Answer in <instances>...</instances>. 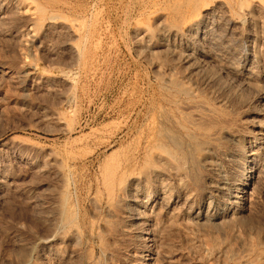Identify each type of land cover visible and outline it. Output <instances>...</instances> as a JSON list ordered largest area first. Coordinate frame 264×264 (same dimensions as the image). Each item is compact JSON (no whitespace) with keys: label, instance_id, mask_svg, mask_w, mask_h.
<instances>
[{"label":"rangeland","instance_id":"374dc122","mask_svg":"<svg viewBox=\"0 0 264 264\" xmlns=\"http://www.w3.org/2000/svg\"><path fill=\"white\" fill-rule=\"evenodd\" d=\"M174 1L0 0V264H152L150 257L154 252L162 259H154L153 264H208L205 260L209 261V258L211 263L215 260L212 264H243V261L254 255L250 259H254L253 264H264V151L258 149L255 142L247 140L252 129L256 128L257 116L258 119L264 120V96H261L264 95V0H226L231 4L233 12L231 10L226 14L224 10L217 8L219 15L216 13L209 25L212 33L215 31L216 34L213 33L212 41H200L203 47L205 45L204 48L199 42H192L190 38L191 42L188 38L164 37L161 32L165 25L169 27L183 21L188 17L186 14L196 12L203 4L212 0H196L195 4V0H180V3L179 0ZM231 18L235 20H230ZM248 33H252L253 38H249ZM253 39L255 41H252ZM189 49L193 50L192 54L197 55L196 60L201 59L199 62L203 64L204 74L201 70L197 78L194 77L196 74L193 75L194 78L190 76L191 73L188 74L190 66L187 57L189 58V53L192 52ZM251 52L257 53L256 56L251 55ZM178 56L183 59L178 60ZM185 66L189 67V71ZM246 67L249 68L245 69ZM207 82L211 84H206ZM228 89H233L234 92H229ZM197 102L206 104L204 106H209V109L211 107V111L215 110L212 114L216 112L212 117L217 121L211 117L208 133L217 131L222 142L218 145L222 152L214 149L213 155L217 154L213 156V161L218 159L223 173L232 178L236 172L242 170L247 173L249 179L247 168L252 164H248V156L253 153L257 176H263H256L261 178L257 181L259 186L254 182L253 189L256 192L253 190L247 197L248 200L246 198V201H241L246 203L245 207L248 206L244 214L246 210H250L245 216L249 217L247 219L252 222L248 223L253 226L248 224L249 229L244 227V233L240 230L242 227H237V230L244 235H248L246 229L250 230L248 237L253 241L251 252L233 244L232 249L238 250L234 251L236 256H221L224 261L206 253L208 251L203 245L205 237L201 233L197 234L198 231L195 232L194 227L189 225L187 229L190 231L183 232L187 233L183 234L187 238L181 239L183 228L173 225L177 230L181 229L179 233L173 226H169L170 223L165 222L168 215L165 218L164 215L160 217V223L164 227L168 225L169 229L173 228V232L163 228L160 232L167 230L169 234L165 231L162 235L159 233L161 238L158 236L154 242L150 236L152 228L144 221L147 218L144 214H148V211L139 209L145 212L141 214L143 219L140 218L139 223L147 222L149 225L144 223L142 227L146 233L144 237L149 236L142 242L134 234L137 230L135 228H139L134 225L136 220L127 218L130 210L136 208L131 199L137 198L138 195L134 194L136 197H132L133 193H129L130 196L127 191H118L119 184L125 187V183L131 181V177L129 180L124 179L130 171L125 172L123 181L121 180L123 184L114 182L118 184L117 189L114 184L112 190L110 189V178L109 182L106 181V177L111 175L112 167L134 154L135 149H139V159L142 162L144 151L150 148L149 145L145 146L153 133L156 134V139L163 141L165 136H171L172 140L174 139L171 145L177 149H186V144H191L194 146L191 152H201V139L196 135L191 136L196 130L199 131L190 123L191 115L198 109L201 110L199 107L195 111L194 105ZM186 116L189 123L184 120ZM221 128L232 131L231 133L235 134L233 136L241 140V145L236 142V146L235 138L225 136ZM240 137H243L244 141ZM110 143L113 145L108 147ZM238 153L241 159H236L239 157ZM188 162L185 173L187 178H183V181L188 179L189 186L193 185L190 186L191 189L188 187L186 192L189 195V191L190 198H176L172 191L170 193L173 196H167L171 198L170 207L175 206L172 207L175 212L177 205H183L181 208L187 206L183 210L177 206L178 213L189 211L188 214L183 213L184 215L179 213L187 219L192 212L198 211L196 209L200 207L201 196L212 189L206 184L210 174L208 170L201 166L202 164H197L199 169L190 164L189 160ZM139 167L133 174H137ZM190 170L194 172L190 173ZM210 175L215 182L216 174ZM176 176H163L168 180L165 185L169 182L174 186L173 180L177 179ZM162 183L164 184L163 181ZM145 184L144 190L152 196L155 190L151 189L155 187L152 180L147 178ZM249 186L248 192L251 191ZM107 188L113 192L110 191L111 195L107 193ZM189 189H194L193 193ZM126 195L130 198L125 197ZM225 197L227 196L223 198ZM127 205H130L129 208ZM127 210L129 212H126ZM161 218L164 219L163 222ZM185 218L179 220L188 221L184 220ZM172 220H169L171 224ZM217 231V237L223 236ZM189 233L203 238L196 236L198 242H195V237ZM188 238L195 239L193 245H199L196 244L195 248L189 244ZM227 238H217V241H220L218 244H223L226 239L228 241L230 236ZM178 242L180 247L175 245ZM182 242H188L189 246ZM169 243H172V246ZM187 246L191 249L194 247L197 251L201 247L205 253L200 249L202 256V253L193 249L191 251ZM165 252L174 258V261L163 257Z\"/></svg>","mask_w":264,"mask_h":264},{"label":"bare ground","instance_id":"6f19581e","mask_svg":"<svg viewBox=\"0 0 264 264\" xmlns=\"http://www.w3.org/2000/svg\"><path fill=\"white\" fill-rule=\"evenodd\" d=\"M183 1V0H182ZM194 1V0H193ZM166 2V1H165ZM174 2H176V0L174 1ZM173 2V3H174ZM179 3H180V0L178 1ZM177 2V4H179ZM187 2V1H186ZM252 2V1H251ZM172 3V4H173ZM195 3H197L196 2V0L194 1V4ZM239 3L240 2H238V5H239ZM253 3V2H252ZM258 3V2H257ZM162 4H164V3H162ZM193 4V5H194ZM182 5V4H181ZM242 5V4H241ZM241 5H240V7H241ZM248 5V4H247ZM247 5H246V8H247ZM195 6V5H194ZM194 6H193V8H194ZM250 6V5H249ZM252 6H253V4H252ZM196 7V6H195ZM219 7V9L221 8L222 10H224V12L227 14V12H229L230 13V11L232 10V8H231V4L227 1L226 2V0L225 1H223V0H212L211 2H207V3H205V4H203L202 5V7H200V9L198 10L197 8V11L195 12H192L191 11V9H190V12H192V13H190L189 15L188 14H186L188 17L187 18H184V20L183 21H180L179 23H177V24H174L173 26L171 25V26H169V27H166V25H165V28H163V32H161L162 33V35L164 36V37H179V38H188L187 40L188 41H190V39H192V42L194 41H197V43L198 44H200V41H202L203 43H204V41L205 40H211V38H213V33H215V31L212 33V29H211V26H209L210 25V23H211V19L212 18H214V17H216L215 15H216V13H217V8ZM244 8V7H243ZM159 9V8H158ZM175 9V8H174ZM195 9V10H196ZM220 9V10H221ZM150 10V9H149ZM160 10V9H159ZM219 10V11H220ZM221 10V11H222ZM239 10H240V8H239ZM245 10V9H244ZM243 10V11H244ZM258 10V9H257ZM151 11V10H150ZM157 11V10H156ZM220 11V12H221ZM256 11V10H255ZM153 12V11H152ZM151 12V13H152ZM231 12H233V10L231 11ZM248 12H251V11H248ZM253 13V12H252ZM260 13V12H259ZM149 14V13H148ZM218 14V13H217ZM224 14V13H223ZM238 14V13H237ZM254 14V13H253ZM150 15V14H149ZM219 15V14H218ZM217 15V16H218ZM163 16V15H162ZM228 16V15H227ZM251 16H253V15H251ZM263 16V15H262ZM147 17H148V15H147ZM156 17V16H155ZM241 17V16H240ZM250 17V16H249ZM264 17V16H263ZM222 18V17H221ZM227 18V17H226ZM229 19V18H228ZM263 19V18H262ZM163 20V19H162ZM175 20V19H174ZM214 20V19H213ZM226 20V19H225ZM230 20H235V19H233V18H231ZM223 21V20H222ZM252 21V20H251ZM226 22V21H225ZM228 22H229V20H228ZM250 22V21H249ZM257 23V22H256ZM255 23V24H256ZM260 24V23H259ZM221 25V24H220ZM223 25V24H222ZM235 26V25H234ZM238 26V25H237ZM250 26V25H249ZM262 26H263V24H262ZM221 27V26H220ZM223 27V26H222ZM230 28V27H229ZM228 28V29H229ZM264 28V27H263ZM234 29V28H233ZM261 29V28H260ZM145 30V29H144ZM161 30V29H160ZM217 30V29H216ZM249 30V29H248ZM251 30V29H250ZM263 30V29H262ZM162 31V30H161ZM160 33V34H161ZM218 33V32H217ZM262 33V32H261ZM142 34V33H141ZM216 34V33H215ZM225 34V33H224ZM232 34V33H231ZM148 35V34H147ZM146 35V36H147ZM226 35V34H225ZM224 35V36H225ZM248 35V37L249 38H253V35H252V33H248L247 34ZM161 36V35H160ZM159 36V37H160ZM162 36V37H163ZM216 36V35H215ZM221 36V35H220ZM163 37V38H164ZM264 37V36H263ZM152 38V37H151ZM190 38V39H189ZM215 38V37H214ZM221 38V37H220ZM226 38V37H225ZM232 38V37H231ZM255 38V37H254ZM256 39V38H255ZM151 40V39H150ZM173 40V39H172ZM175 40V39H174ZM220 40V39H219ZM234 40V39H233ZM263 40V39H262ZM212 41V40H211ZM222 41V40H221ZM252 41H255L254 39L252 40ZM251 41V42H252ZM161 42V41H160ZM164 42H165V40H164ZM168 42V41H167ZM178 42V41H177ZM191 42V41H190ZM189 42V43H190ZM201 42V43H202ZM210 42V41H209ZM245 42V41H244ZM248 42H250L249 40H248ZM147 43V42H146ZM174 43V42H173ZM172 43V44H173ZM196 43V42H195ZM203 43H202V45H203ZM228 43V42H227ZM238 43H239V41H238ZM254 43H256V42H254ZM167 44V43H166ZM179 44V43H178ZM193 44V43H192ZM198 44H197V46H198ZM229 44V43H228ZM249 44V43H248ZM253 44V43H252ZM251 44V45H252ZM169 45V44H168ZM201 45V44H200ZM199 45V46H200ZM201 45V47H203ZM226 45V44H225ZM193 46V45H192ZM194 46H195V44H194ZM194 46L192 47V48H194ZM215 46H217V45H215ZM167 47V46H166ZM200 47V48H201ZM204 47H205V45H204ZM203 47V48H204ZM228 47V46H227ZM171 48V47H170ZM169 48V49H170ZM197 48H199V47H197ZM209 48H210V45H209ZM223 48V47H222ZM247 48V47H246ZM249 48V47H248ZM258 48V47H257ZM256 48V49H257ZM148 49V48H147ZM168 49V50H169ZM175 49V48H174ZM173 49V50H174ZM253 49V48H252ZM255 49V48H254ZM262 49V48H261ZM173 50H171V51H173ZM176 50V49H175ZM184 50V49H183ZM189 50H192V49H189ZM201 50V49H200ZM205 50V49H204ZM229 50V49H228ZM245 50V49H244ZM249 50V49H248ZM260 50V49H259ZM195 51H197V50H195ZM202 51V50H201ZM206 51V50H205ZM207 51H209V50H207ZM251 51V50H250ZM253 51V50H252ZM255 51H257V50H255ZM254 51V52H255ZM203 52V51H202ZM237 52V51H236ZM239 52V51H238ZM244 52V51H243ZM247 52V51H246ZM249 52V51H248ZM258 52V51H257ZM165 53V52H164ZM185 53V52H184ZM189 53V52H188ZM193 53V50H192V52L191 53H189V58L186 56V54H185V56L187 57V60H188V62L187 63H189V66H190V71H189V67L188 66H185V68L186 69H188V74L189 73H191L192 75H190V76H192L193 77V75L194 74H196V76H194L195 78H197V75L199 74L200 75V72H201V70L203 69V64L201 63V62H199V60L201 61V59H199L198 61L196 60V56L197 55H194V54H192ZM195 53V52H194ZM196 53H199V52H196ZM195 53V54H196ZM181 54V53H180ZM191 54V55H190ZM209 54V53H208ZM213 54V53H212ZM251 55L253 54V52H251L250 53ZM255 54H257V53H254L253 55L254 56H256ZM260 54V53H259ZM170 55V54H169ZM201 55V54H200ZM203 55H204V53H203ZM205 55H206V53H205ZM210 55V54H209ZM247 55V54H246ZM250 55V56H251ZM183 56V55H182ZM211 56V55H210ZM179 57V56H178ZM181 57V56H180ZM178 58V60L180 59V61L183 59H181V58ZM199 57V56H198ZM201 58H202V56H200ZM204 57H206V56H204ZM204 57H203V59H204ZM208 57V56H207ZM221 57V56H220ZM177 58V57H176ZM214 58H216V56L214 57ZM218 58V57H217ZM232 58V57H231ZM255 58V57H254ZM171 59V58H170ZM185 60H186V58H184ZM198 59V58H197ZM202 59V60H203ZM208 60H209V58H207ZM210 59H211V57H210ZM245 59H246V57H245ZM168 60V59H167ZM184 60V61H185ZM186 60V61H187ZM205 60V59H204ZM214 60V59H213ZM239 60V59H238ZM185 61V62H186ZM244 61V60H243ZM251 61H252V59H251ZM166 62V61H165ZM164 62V63H165ZM169 62V61H168ZM172 62V61H171ZM183 62V61H182ZM203 62V61H202ZM228 62H229V60H228ZM232 62V61H231ZM178 63V62H177ZM184 63V62H183ZM186 63V64H187ZM204 63V65H205V62H203ZM207 63V62H206ZM222 63V62H221ZM233 63V62H232ZM248 63V62H247ZM167 64V63H166ZM208 64V63H207ZM178 65H179V63H178ZM182 65V64H181ZM209 65V64H208ZM224 65V64H223ZM228 65V64H227ZM183 66V65H182ZM225 66V65H224ZM223 66V67H224ZM250 66V65H249ZM184 67V66H183ZM207 67H209V66H207ZM206 68V67H205ZM226 68V67H225ZM224 68V69H225ZM249 68V67H248ZM247 67L245 68V69H248ZM214 69V68H213ZM227 69H229V68H227ZM235 69V68H234ZM244 69V70H245ZM205 71L207 70V68L206 69H204ZM208 70H209V68H208ZM218 70V69H217ZM231 70V69H230ZM252 70V69H251ZM158 71V70H157ZM223 71V70H222ZM227 71V70H226ZM247 71H250V70H247ZM246 71V72H247ZM204 71L202 70V73H203ZM211 72V71H210ZM219 72V71H218ZM245 72V73H246ZM161 73V72H160ZM206 73V72H205ZM248 73H251V72H248ZM248 73H246V74H248ZM167 74V73H166ZM204 74V73H203ZM202 74V75H203ZM210 74V73H209ZM215 74L216 73H214V76H215ZM235 74V73H234ZM198 75V76H199ZM204 77H205V75H203ZM221 76H222V74H221ZM248 76V75H247ZM249 76H250V74H249ZM193 77V78H194ZM217 77V76H216ZM233 77V76H232ZM198 78H200V77H198ZM201 78H202V76H201ZM207 78V77H206ZM211 79L213 78V77H210ZM217 78H219V77H217ZM216 78V79H217ZM173 79V78H172ZM189 79V78H188ZM191 79V78H190ZM203 80L205 79V78H202ZM214 79V78H213ZM165 80V79H164ZM167 80V79H166ZM208 80H210V79H207V81ZM219 80H220V78H219ZM246 80H247V78H246ZM196 81V80H195ZM198 81V80H197ZM196 81V82H197ZM199 81H201V82H203L202 80H199ZM213 81V80H212ZM229 81V80H228ZM173 82V81H172ZM205 82H206V80H205ZM211 82V81H210ZM209 82V83H210ZM223 82V81H222ZM179 83V82H178ZM178 83H176V84H178ZM208 82L206 83V84H209ZM212 83V82H211ZM210 83V84H211ZM221 83V82H220ZM205 84V83H204ZM228 84V83H227ZM243 84V83H242ZM222 85H224V84H222ZM185 86H187V85H185ZM212 86V85H211ZM214 86V85H213ZM228 86H230V85H228ZM202 87V86H201ZM200 87V88H201ZM252 87V86H251ZM261 87V86H260ZM212 89H213V87H211ZM237 88V87H236ZM242 89V88H241ZM253 89V88H252ZM196 90V89H195ZM222 90V89H221ZM229 90V89H228ZM233 90V89H232ZM231 89L229 90V92L230 91H232ZM257 90H258V88H257ZM190 91V90H189ZM193 92V91H192ZM196 92V91H195ZM232 92H234V91H232ZM231 92V93H232ZM243 92V91H242ZM260 92V91H259ZM186 93V92H185ZM188 93V92H187ZM237 93H238V91H237ZM241 93V92H240ZM221 94H223V93H221ZM232 94H234V93H232ZM242 94V93H241ZM263 94V93H262ZM243 95V94H242ZM226 96V95H225ZM230 96H231V94H230ZM237 96V95H236ZM256 96V95H255ZM261 96H264V95H261ZM261 96H259V97H261ZM216 97V96H215ZM221 97V96H220ZM239 97H240V95H239ZM243 97V96H242ZM230 98V97H229ZM246 98V97H245ZM244 98V99H245ZM263 98V97H262ZM216 99V98H215ZM226 99V98H225ZM233 99V98H232ZM222 101H224L223 100V98H222ZM228 100L226 99V102H227ZM240 103H241V101H239ZM202 102H200V104L197 102V104H195L194 105V107L196 108V110L195 111H197V108H201V110H199L198 109V111L194 114V115H191L190 113H189V115H191L192 116V118L190 119V123L191 124H193V125H195L196 126V129H198L199 131H195L193 134H191V136L193 135H196V137L199 139H201V141H200V143H199V141H196V142H198L200 145H201V152H196V154H194L193 152H191V148L192 147H194L193 145L191 146V144L190 145H187L186 144V146L188 147V148H186V149H177V148H175V147H173V145H171V142L173 141L174 142V139L172 140V138H171V136H165L164 137V141L163 140H158V139H156L155 137H156V134H150L151 135V137H149V139L150 140H148L147 141V145L145 146V147H147L148 145H149V149L147 150V151H144V154H143V157H144V159L142 160V162H140V153H139V149H135V153L133 154L132 153V155L131 154H129V155H131L130 157H127L125 160H122L121 162H118L116 165H112L113 167H112V169H111V171H110V173H111V175L110 176H107L106 178V181H108L109 179L108 178H110V189L112 190V185L114 184V182H117V181H119L118 183H121V184H123L122 183V181H123V176H124V174H125V172H127L128 173V179H127V177L126 176H124V179L126 178V180H129V177H131V181L129 182L128 181V184H126L125 183V185H127V186H125V187H121V185L119 186L118 184V191H127L128 192V194L129 193H133L132 194V197H133V195L134 194H137L138 195V197L137 198H132L131 199V201L133 202V204H134V206L136 207V208H132L133 210H130V212L127 210L126 212H129V217H127V218H130V219H132V221L133 220H136V221H134V222H136V223H134V225L136 224L139 228H135V230L136 231H134L135 233V236L138 238V239H141L142 240V242H144L143 240H146L147 238H145L144 237V234H146V233H144V229L142 228L143 226H144V221H147L148 222V224L151 226V228L152 229H150L152 232H151V234H150V236H152V240L155 242V240L156 239H158L157 237L159 236V233H161L162 232V230H163V228H165V229H168L169 231L171 230V232H173L172 231V229L173 228H171V229H169L168 227L169 226H176V225H178L177 226V228H183L182 229V234L181 235H183L185 232H187L188 233V231H186V230H189L190 231V229H187L188 228V226L190 225V227H194L193 228V230L196 232V231H198V232H196L197 234L199 233V235H201L202 234V236H204L205 238H203L202 236H197V238H199L200 239V237L201 238H203V242H204V246H205V248H206V250L208 251V252H206V253H209V255L211 256L212 255V257H220L221 258V256H227V257H231V256H236L235 255V253L236 252H234L235 250L234 249H232V247L234 248V246H233V244H237L238 245V247L239 248H244V250H247V251H250L251 249H252V243H253V241L252 240H250V236H249V232L248 231H250V230H247L246 229V232L248 233V235L246 234V235H244V234H241L240 232L241 231H239V230H237L238 228H240V227H242V229H240V230H242V233H244L243 231H245V229L243 230V228L245 227L246 228V226L249 224L248 222L250 221V222H252L250 219L248 220L247 218H249V217H247L246 218V216H245V214L247 213V215L250 213L248 210H246V212H245V214H244V211H245V208L247 207L248 208V206H246L245 207V205L244 204H246V203H241V201L242 200H244V201H246V200H248V196H250L251 194V192L254 190L253 188H254V186L255 185H257V183L260 181L259 179H261L260 177H262L263 178V176H261V174L260 175H258V176H260L259 177V179L258 178H256V176H257V172H256V167H257V165H256V163H255V154H253V153H251L250 154V156H248L249 157V160H248V164H252V166H250V167H248L247 169L249 170H247V172H249L250 173V175H249V179H248V177H247V173L246 172H242V170L240 171V173H239V171L238 172H236V174H235V177H232V178H229V177H227L224 173H223V171H222V167H221V165H220V163L218 162V159H217V161H213V156L215 155V154H217V153H215L214 155H213V153H214V149L217 151V149L219 150L218 152H220L221 150L219 149V147H218V145H219V142H220V137L218 136V133H217V131H211L210 133H208V131H209V126H210V124H211V121L210 120H212V118H214V116L212 117V115H215V113L214 114H212L214 111L212 110L211 111V107H210V109H209V106L207 107H205L204 105H206V104H204V105H202L201 104ZM219 103V102H218ZM187 104V103H186ZM227 104V103H226ZM230 104H233V103H230ZM236 105V104H235ZM244 105V104H243ZM254 105V104H253ZM192 106V105H191ZM226 106V105H225ZM193 107V106H192ZM193 107V108H194ZM256 108V107H255ZM214 109V108H213ZM236 109V108H235ZM250 109H252L251 108V106H250ZM187 110V109H186ZM257 110V109H256ZM260 110V109H259ZM180 111V110H179ZM194 111V110H193ZM233 111V110H232ZM251 111V110H250ZM182 113V112H181ZM221 113V112H220ZM220 115V114H219ZM218 116V115H217ZM262 115H260V117H261ZM181 117H183V116H181ZM187 117L188 116H186V119H184V120H186L187 121V123H189L188 121H189V119L187 120ZM212 117V118H211ZM216 117V116H215ZM220 117V116H219ZM224 117V116H223ZM227 117V116H226ZM263 117V116H262ZM151 118V117H150ZM215 120H216V118H214ZM222 119V118H221ZM151 120V119H150ZM249 120V119H248ZM214 121V120H213ZM212 121V122H213ZM217 121V120H216ZM252 122H254V121H252ZM213 125H214V122L212 123ZM160 125V124H159ZM179 125V124H178ZM152 126V125H151ZM252 127V126H251ZM255 129H252L253 131L251 132V134L250 135H248V139L247 140H251V141H253V142H255L256 144L255 145H258V149H260L261 151L263 150L264 151V120H261V119H258V116H257V120H256V122H255ZM163 128V127H162ZM183 128V127H182ZM185 128V127H184ZM218 128V127H217ZM152 129V128H151ZM187 129V128H186ZM215 129V128H214ZM219 129V128H218ZM238 129H239V127H238ZM221 130H224V129H222L221 128ZM251 130V129H250ZM148 131V130H147ZM157 131V130H156ZM232 132V131H231ZM229 130H227V129H225L224 131H223V133L225 134V136H231L232 138H235V145L238 143H240V145H241V140L239 141V137L238 138H236V137H234L233 136V134L231 133ZM157 133V132H156ZM159 133V132H158ZM149 135V134H148ZM190 135V134H189ZM222 135V134H221ZM220 135V136H221ZM235 135V134H234ZM224 136V137H225ZM237 136V135H236ZM148 137V136H147ZM223 137V136H222ZM97 138V137H96ZM136 138V137H135ZM161 138H162V136H161ZM174 138V137H173ZM226 138V137H225ZM243 139V137H240V139ZM147 139V138H146ZM195 139V138H194ZM227 140V139H226ZM249 140V141H250ZM222 141V140H221ZM225 141V140H224ZM243 141H244V139H243ZM243 141H242V145H244L243 144ZM201 142H202V144H201ZM237 142V143H236ZM253 142H251L252 144H253ZM130 143V142H129ZM181 143V142H180ZM190 143V142H189ZM198 143H197V145H198ZM227 143V142H226ZM249 143V142H248ZM173 144V143H172ZM220 144H222V142H220ZM228 144V143H227ZM113 144L112 143H110L109 144V146L108 147H110V146H112ZM175 145V144H174ZM202 145H204L203 147H202ZM226 145V144H225ZM232 145V144H231ZM255 145H253V146H255ZM179 146V145H178ZM196 146V145H195ZM227 146V145H226ZM236 146H238V145H236ZM252 146V145H251ZM123 147V146H122ZM224 147V146H223ZM242 147V146H241ZM217 148V149H216ZM221 148V147H220ZM224 148H227V147H224ZM243 148V147H242ZM253 148V147H252ZM256 148V149H257ZM223 149V148H222ZM229 149V148H228ZM228 149H226V150H228ZM235 149V148H234ZM237 149H238V147H237ZM247 149V148H246ZM145 150H146V148H145ZM223 150H225V149H223ZM252 151H255V150H253V149H251ZM197 151V150H196ZM215 151V152H216ZM259 151V150H258ZM148 152H150V153H148ZM222 152V151H221ZM220 152V153H221ZM228 152V151H227ZM238 152V151H237ZM219 153V154H220ZM224 153V152H223ZM234 153V152H233ZM240 153H241V151H240ZM247 153V152H246ZM255 153V152H254ZM259 153V152H258ZM258 153H256V154H258ZM113 154V153H112ZM239 154V153H238ZM248 154V153H247ZM264 154V153H263ZM128 155V156H129ZM225 155V154H224ZM224 155H220V156H224ZM232 155V154H231ZM259 155V154H258ZM261 155V154H260ZM225 156H227V154L225 155ZM224 156V157H225ZM232 157V156H231ZM230 157V158H231ZM260 157V156H259ZM263 157V156H262ZM147 158V159H146ZM220 158V157H219ZM235 158V157H234ZM119 159V158H118ZM124 159V158H123ZM146 159V160H145ZM236 159H241V157H240V154H239V157L238 158H236ZM114 160V159H113ZM188 160L191 162L190 164H193V165H196L197 166V164H202L201 166H204V168L205 169H207L208 170V172L211 174H216V177H217V180L214 182L213 180H212V175H210V174H208V182L206 183L208 186H211V190L209 189V187L207 188V189H209L210 191H206L205 193L206 194H204L203 196H201L202 198H201V203L199 204L200 205V207H198V209H196V210H198V211H194V213L192 212V210H191V212H192V214L190 215V218H189V216H188V219L187 218H185V217H182V215H180L179 213H182V212H179L178 213V209L180 208V209H184V208H187V206L186 207H184V208H181V207H183V205H181V207L180 206H176V211L177 212H175V210L173 209L175 206H172V207H170V205H171V201L169 200V199H171V198H169L172 194L170 193V191H172V193L174 194V197H176V198H180V197H182L183 196V198L185 199V198H187V196L190 198V193H189V191H188V194L189 195H187L186 194V192H187V190H188V187H190V186H192L193 187V185L191 184L190 186H189V184H190V182H188L187 180H186V182L185 181H183L185 178H187V177H185L186 176V172H187V166H189V165H187V164H189V162H188ZM234 160V159H233ZM243 160V159H242ZM259 160V159H258ZM120 161V160H119ZM221 161V160H220ZM224 161V160H223ZM232 161V160H231ZM234 161H236V160H234ZM233 161V162H234ZM245 161V160H244ZM238 162V161H237ZM257 162V161H256ZM262 162V161H261ZM141 163V164H140ZM223 163V162H222ZM263 163V162H262ZM240 164H242L243 165V163H240ZM257 164H259V162L257 163ZM141 165V166H140ZM239 165V164H238ZM140 166V167H139ZM195 166V167H196ZM260 166V165H259ZM139 167V170H138V172H136L137 174H133L135 171L134 170H137V168ZM192 167V166H191ZM198 167V166H197ZM242 167V166H241ZM260 167H262V165L260 166ZM111 168V167H110ZM199 168V167H198ZM197 168V169H198ZM190 169H192V168H190ZM196 169V170H197ZM200 169V168H199ZM237 169H238V167H237ZM242 169H246V168H242ZM258 169H259V167H258ZM236 170V169H235ZM108 171V172H109ZM134 171V172H133ZM191 171V170H190ZM263 171V170H262ZM131 172H132V174H131ZM193 172H194V170H193ZM192 171L190 172V173H193ZM198 172H199V170H198ZM207 172V173H208ZM225 172V171H224ZM258 172H259V170H258ZM126 173V174H127ZM206 173V172H205ZM206 173V174H207ZM169 174H174L176 177H177V179L175 178V177H173V178H175L173 181H174V186H171V184L169 183V182H167L166 184L167 185H165V182L166 181H168L166 178H168L167 177V175H169ZM195 174V173H194ZM205 174V175H206ZM188 175H189V169H188ZM192 175V174H191ZM190 175V177H192ZM196 175V174H195ZM199 175V174H198ZM202 175V174H201ZM204 175V176H205ZM237 175V176H236ZM264 175V174H263ZM166 177L165 179H164V177ZM181 176H183V177H181ZM232 176H234L233 174H232ZM257 176V177H258ZM196 177V176H195ZM103 178H105V177H103ZM147 178L148 179H151L152 180V185H154L155 187H152L151 189H152V191H153V188H155V190H154V192L152 193V196L150 195V192H148V191H146V190H144L145 188L144 187H146V184L145 183H147ZM169 178H170V176H169ZM184 178V179H183ZM197 178V177H196ZM200 178V177H199ZM192 179H193V177H192ZM198 179V178H197ZM246 179H248L247 181H244V180H246ZM255 179H257L256 181H255ZM122 180V181H121ZM125 180V181H126ZM194 180V179H193ZM198 180H200V179H198ZM206 180V179H205ZM259 180V181H258ZM105 181V182H106ZM121 181V182H120ZM162 181L164 182V184L162 183ZM169 181H171V180H169ZM203 181V180H202ZM258 181V182H257ZM109 182V181H108ZM195 183H196V181H194ZM254 182H255V185H254ZM170 184V186L172 187H170L169 186V184ZM201 183V182H200ZM200 183H199V185H200ZM107 184H109V183H107ZM198 184V183H197ZM204 184V183H203ZM251 184V186H249ZM115 185L116 184H114L113 186H114V188H116L117 189V185H116V187H115ZM151 185V186H152ZM260 184H258L257 186H259ZM262 185V184H261ZM106 186V185H105ZM248 186H249V190H251L250 192H248ZM264 186V185H263ZM149 187V186H148ZM262 187V186H261ZM114 188H113V190H114ZM251 188V189H250ZM257 188V187H256ZM263 188V187H262ZM109 188H107V193L108 194H110L111 195V193H110V191L108 190ZM149 189V188H148ZM147 189V190H148ZM190 189H191V187H190ZM189 189V190H190ZM202 189V188H201ZM261 189V188H260ZM203 190V189H202ZM115 191V190H114ZM193 191H194V189H193ZM193 191H191L190 190V192L191 193H193ZM255 192H256V190H254ZM97 192V191H96ZM112 192V191H111ZM126 192V193H127ZM113 193V192H112ZM116 193H117V190H116ZM125 193V194H126ZM169 193V194H168ZM253 193V192H252ZM124 194V193H123ZM171 194V195H170ZM194 194H195V192H194ZM193 194V195H194ZM200 194H202V193H200ZM110 195H109V197H110ZM130 195V194H129ZM170 195V196H169ZM192 195V194H191ZM227 196V197H225L226 198V200H225V198H223L224 196ZM252 195H254V194H252ZM108 196V195H107ZM116 196V195H115ZM131 196V195H130ZM135 197H136V195H134ZM167 196H169L168 198H167ZM173 196V195H172ZM256 196V195H255ZM254 196V197H255ZM113 197V196H112ZM111 197V198H112ZM118 197V196H117ZM124 197V196H123ZM125 197H127V195L125 196ZM127 198H130V197H127ZM154 198V199H153ZM176 198H175V200H176ZM247 198V199H246ZM114 199H116V198H114ZM125 199V198H124ZM153 199V200H152ZM172 199H174V198H172ZM184 199H182V200H184ZM246 199V200H245ZM120 200H122V199H120ZM152 200V201H151ZM175 200H173V201H175ZM186 200V199H185ZM188 200V199H187ZM191 200V199H190ZM116 201V200H115ZM129 201V200H128ZM127 201V202H128ZM177 201V200H176ZM180 201V200H179ZM254 201V200H253ZM123 202V201H122ZM125 202V201H124ZM130 202V201H129ZM191 202V201H190ZM199 202V201H198ZM126 203V202H125ZM175 203V202H174ZM122 204V203H121ZM127 204V203H126ZM125 204V205H126ZM130 204V203H129ZM193 204V203H192ZM175 205V204H174ZM186 205H189V204H186ZM249 205V204H248ZM250 205H251V203H250ZM94 207H95V205H93ZM128 206V208H129V206L130 205H127ZM190 206H191V204H190ZM252 206V205H251ZM257 206V205H256ZM112 207V206H111ZM124 207H126V206H123V208ZM252 207H254V206H252ZM259 207V206H258ZM127 208V207H126ZM127 208V209H128ZM251 208V207H250ZM255 208V207H254ZM95 209V208H94ZM125 209V208H124ZM139 209H142V210H146V212L148 211V214L147 213H145L144 211H141V210H139ZM173 209V210H172ZM192 209V208H191ZM106 210V209H105ZM172 210V212H170ZM189 210H190V207H189ZM254 210V209H253ZM262 210V209H261ZM112 211V210H111ZM125 211V210H124ZM94 212V211H93ZM142 212V213H141ZM143 212L145 213L144 215L145 216H147V218L143 221L144 223H139L141 220H140V216H141V214L143 215ZM177 213V214H176ZM183 213H185V211L183 212ZM182 213V214H183ZM187 214L189 213V211L188 212H186ZM185 213V214H186ZM256 213V212H255ZM147 214V215H146ZM176 214V215H175ZM111 215V214H110ZM123 215V214H122ZM124 215H126L125 213H124ZM164 215V218H165V216H167L166 218V220H165V222H167V224L168 223H170V225L168 226V225H166L167 226V228H166V226L164 227L163 226V224H161L160 223V217H162ZM178 215H180L182 218H180V216H178ZM184 215V214H183ZM116 216V215H115ZM127 216H128V214H127ZM60 217V216H59ZM125 218H126V216H124ZM143 217V216H142ZM183 218H185L184 220H188V221H186V222H182V221H180L179 219H181V220H183ZM120 219V218H119ZM118 219V220H119ZM141 219H143V218H141ZM162 219V218H161ZM173 219V220H172ZM163 220L164 219H162V222H163ZM169 220H172V224H171V221H169ZM138 221V222H137ZM179 221L181 222V223H179ZM257 221V220H256ZM131 222V221H130ZM146 222V223H147ZM125 223V222H124ZM132 223V222H131ZM145 223V224H146ZM178 223V224H177ZM253 223H255V222H253ZM133 224V223H132ZM131 224V225H132ZM142 224V225H141ZM148 224H146L147 226H149ZM176 224V225H175ZM181 224V226H179ZM252 224V223H251ZM75 225V224H74ZM250 225V224H249ZM127 226V225H126ZM129 226V225H128ZM137 226H135V227H137ZM173 226V227H174ZM251 226V225H250ZM250 226L248 227V229L250 228ZM253 226V225H252ZM251 226V227H252ZM146 227V226H145ZM236 227V228H235ZM238 227V228H237ZM113 228V227H112ZM176 227H174V230H176V231H178L179 232V230H181V229H178L177 230V228L175 229ZM110 229V228H109ZM125 229V228H124ZM131 229H133V228H131ZM130 229V230H131ZM185 229V231H183ZM149 230V229H148ZM160 230H161V232H160ZM218 230V231H217ZM115 231V230H114ZM124 231V230H123ZM145 231H146V229H145ZM165 232H168L167 234H169V231H167V230H164ZM164 231H163V233H164ZM192 231V230H191ZM220 232L219 234L220 235H223V236H219V237H224V238H227L228 236H230V239L227 241V239L225 240V242L223 243V244H221V245H219L218 243H220V241H217V238H219V237H217L216 236V234H215V232ZM239 231V232H238ZM263 231V230H262ZM74 232V231H73ZM147 232H149V231H147ZM175 232V231H174ZM177 232V233H178ZM184 232V233H183ZM195 232H193V233H195ZM251 232H253V231H251ZM163 233H161L160 235H162ZM180 233V232H179ZM186 233V234H187ZM192 233V234H193ZM201 233V234H200ZM217 233V234H218ZM257 233H259V232H257ZM75 234V233H74ZM125 234V233H124ZM128 234H129V232H128ZM127 233H126V235H128ZM132 234V233H131ZM133 234V235H134ZM148 234V233H147ZM174 234H176V233H174ZM186 234H184V235H186ZM189 234H191V233H189ZM189 234L187 235L188 237H189ZM191 234V235H192ZM218 234V235H219ZM122 235V234H121ZM166 235V234H165ZM164 235V236H165ZM173 235V234H172ZM171 235V236H172ZM178 235V234H177ZM184 235L181 237V239L184 237ZM191 235H190V237H191ZM176 236V235H175ZM179 236V235H178ZM192 236H194V235H192ZM196 236H194L195 237V239H196ZM249 236V237H248ZM128 237H129V235H128ZM128 237H126V238H128ZM135 237V238H136ZM160 237V236H159ZM186 237V236H185ZM184 237V238H185ZM217 237V238H216ZM256 237V236H255ZM134 238V237H133ZM151 238V237H150ZM149 238V239H150ZM161 238V237H160ZM168 238V237H167ZM180 238V237H179ZM187 238V237H186ZM193 238V237H192ZM192 238H188V242H189V244L191 243L192 244V246H196V244L197 245H199L198 243H196L195 245H193L195 242H198L197 241V239H196V241H195V239L193 240ZM264 238V237H263ZM171 239V238H170ZM222 240H223V238H221ZM252 239H254L253 238V236H252ZM169 239H167V242L166 243H168L169 241H168ZM176 240V239H175ZM178 240V239H177ZM176 240V241H177ZM221 240V241H222ZM140 241V240H139ZM152 241V242H153ZM162 241V240H161ZM173 241V240H172ZM179 241V240H178ZM183 241V240H182ZM186 241H187V239H186ZM192 241V242H191ZM193 241H195V242H193ZM227 241V242H226ZM237 242V243H232V242ZM157 242V241H156ZM180 242H181V240H180ZM184 242V241H183ZM182 242V243H183ZM188 242H186V243H183V244H186V245H188L189 246V244H188ZM202 242V241H201ZM202 242V243H203ZM256 242V241H255ZM175 243V242H174ZM163 244V243H162ZM170 244V246H172V243H169ZM168 244V245H169ZM179 244V242L177 243V244H175V245H177V246H179L180 247V245H178ZM257 244V243H256ZM167 245V244H166ZM165 245V246H166ZM174 245V244H173ZM174 245V246H175ZM201 245V244H200ZM254 245V244H253ZM156 246V245H155ZM187 246V247H188ZM191 246V245H190ZM191 246V247H192ZM157 247V246H156ZM191 247H188V249H190L191 251H192V249H193V251L195 250L196 252H200V249L202 250V248L200 247V246H198V247H200V249L197 251L196 249H194V247L191 249ZM203 247V246H202ZM155 248V247H154ZM159 248V247H158ZM168 248V247H167ZM172 248V247H171ZM196 248V247H195ZM169 250H170V248H168ZM167 249V250H168ZM172 249H174V248H172ZM179 249H181V248H179ZM184 249V248H183ZM154 250V249H153ZM160 250V249H159ZM164 250H165V248H164ZM205 250V249H204ZM166 251V250H165ZM176 251V250H175ZM203 251V250H202ZM236 251H238V250H236ZM168 252V251H167ZM172 252V251H171ZM173 252H174V250H173ZM246 252V251H245ZM251 252V251H250ZM136 253V252H135ZM158 253H160V252H158ZM200 253H202V252H200ZM203 253H205V251H203ZM203 253H202V256H203ZM152 254V256L150 257V259H152L153 261H154V259H159V257H158V254L156 253V252H154V253H151ZM157 254V255H156ZM167 254H169V252L167 253ZM166 254V252H165V254H163V257H169V259L170 260H172V261H174V258H172V257H170V256H168ZM240 254V253H239ZM246 254H248V253H246ZM134 255V254H133ZM142 255V254H141ZM161 255H162V253H161ZM182 255V254H181ZM194 255V254H193ZM206 255L207 254H205L204 256L206 257ZM244 255H245V253H244ZM244 255H243V257H244ZM252 255V254H251ZM261 255V254H260ZM259 255V256H260ZM160 256V255H159ZM184 256V255H183ZM199 256V255H198ZM246 256V255H245ZM255 256V255H254ZM253 256V257H254ZM144 257V256H143ZM156 257V258H155ZM187 257V256H186ZM204 257V258H205ZM252 257V258H253ZM160 258L162 259V257L160 256ZM195 258H196V254H195ZM198 258V257H197ZM202 258V257H201ZM203 258V259H204ZM235 258V257H234ZM239 258V257H238ZM251 257H250V259H252ZM161 259H159L160 261H161ZM164 259H166V258H164ZM202 259V260H203ZM221 259H223L222 261H224V258L222 257ZM230 259V258H229ZM235 259H237V258H235ZM250 259L248 260V258L246 259L247 261H243L242 263L243 264H253L254 262V259H253V261L251 260L250 261ZM135 260V259H134ZM170 260H169V262H170ZM205 260V259H204ZM203 260V261H204ZM213 260V259H212ZM153 261H152V264H153ZM160 261H159V263H160ZM171 261V262H172ZM178 261V260H177ZM208 262V264H210L211 263V260H210V258H209V261H210V263H209V261L206 259L205 260V263H207ZM215 260H213L212 261V263L214 262ZM218 261H220V259L218 260ZM242 261V260H241ZM260 261V260H259ZM156 262V261H155ZM179 262V261H178ZM221 262V261H220ZM219 262V263H220ZM263 262H264V259H263ZM142 263V262H141ZM197 263V262H196ZM211 263V264H212ZM165 264V263H164ZM169 264V263H168ZM183 264V263H182ZM215 264V263H214ZM222 264V263H221ZM263 264V263H262Z\"/></svg>","mask_w":264,"mask_h":264}]
</instances>
